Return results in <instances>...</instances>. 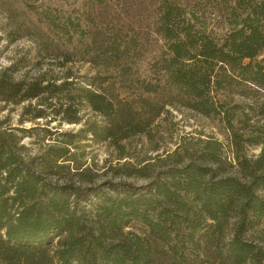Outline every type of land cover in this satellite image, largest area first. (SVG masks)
Returning a JSON list of instances; mask_svg holds the SVG:
<instances>
[{
  "label": "trees",
  "instance_id": "trees-1",
  "mask_svg": "<svg viewBox=\"0 0 264 264\" xmlns=\"http://www.w3.org/2000/svg\"><path fill=\"white\" fill-rule=\"evenodd\" d=\"M215 1L30 6L37 58L46 53L61 70L74 59L99 62L108 77L139 83L148 96L168 88L181 107L213 122L232 150L225 157L214 137L198 138L167 157L174 162L160 175L124 164L125 177H153L144 187L96 184L85 148L118 146L149 123L131 114L120 124V102L67 70L54 79L0 73V102L36 101L33 120L50 110L80 126L51 132L32 153L29 130L0 122V264H264V150L244 153L261 144L260 134L250 135L264 130V0ZM201 3L224 15L221 36L201 25L193 10ZM132 223L147 238L126 232Z\"/></svg>",
  "mask_w": 264,
  "mask_h": 264
},
{
  "label": "rangeland",
  "instance_id": "rangeland-1",
  "mask_svg": "<svg viewBox=\"0 0 264 264\" xmlns=\"http://www.w3.org/2000/svg\"><path fill=\"white\" fill-rule=\"evenodd\" d=\"M55 3L60 5L61 0H0V73L3 75L13 73L16 78H33L43 72L47 79H54L67 70L74 80L77 79L76 82L93 80L108 98L120 102L117 105L119 110H122L117 118L120 124L123 125L127 115L131 114L143 122L144 127L149 123V127L145 128L143 133L131 135L120 142L118 146H121L122 153L127 156L125 159H120L121 149H118L113 141L107 140L99 145H92L91 148H85L84 160L92 168L96 184L126 182L136 188L144 187L153 177L144 178L141 175L143 173L130 178L125 177L120 171L124 164L139 168L147 167L144 173L147 176L160 175L165 172L166 166L174 162L167 157L183 143L192 145L198 138L214 137L222 143L224 156L231 158L232 149L217 126L210 120L181 107L168 88H162L157 94L148 96L142 93L139 83L128 81L123 83L117 75L108 77L111 74L110 70L99 62L92 65L74 59L61 70L57 68L55 60L48 58V54L41 53L37 58L35 29L26 23V20L32 17L30 6L37 8L43 4ZM193 10L201 25L216 36H221L227 30L224 15L214 17L205 3L197 5ZM261 59H264V56L258 60ZM39 109L41 106H38L36 101L15 104L0 102V122L4 123L3 126L10 125L29 130L26 135L30 138H25L24 144L31 148L32 153L38 146L51 142L54 138L48 136L51 132L76 131L80 128L61 122L50 114V110H44V118L33 120ZM81 115L84 119L91 116L86 110H82ZM256 126H262V122ZM260 132L264 130L254 131L253 135H250L255 137L260 134L261 144L253 147L246 145L244 153L248 157L254 158L264 150V134ZM107 187L110 188L109 185ZM107 187L105 191L109 192L110 189ZM126 232L144 238L148 236L146 229L135 223L128 225Z\"/></svg>",
  "mask_w": 264,
  "mask_h": 264
}]
</instances>
